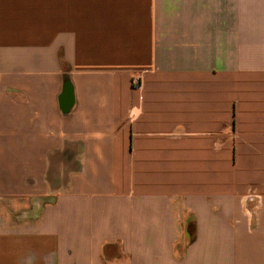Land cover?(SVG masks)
<instances>
[{
  "label": "crops",
  "instance_id": "1",
  "mask_svg": "<svg viewBox=\"0 0 264 264\" xmlns=\"http://www.w3.org/2000/svg\"><path fill=\"white\" fill-rule=\"evenodd\" d=\"M0 264H264V0H0Z\"/></svg>",
  "mask_w": 264,
  "mask_h": 264
},
{
  "label": "built area",
  "instance_id": "2",
  "mask_svg": "<svg viewBox=\"0 0 264 264\" xmlns=\"http://www.w3.org/2000/svg\"><path fill=\"white\" fill-rule=\"evenodd\" d=\"M133 86H134L135 89H140L141 88L140 78L139 77L134 78Z\"/></svg>",
  "mask_w": 264,
  "mask_h": 264
}]
</instances>
